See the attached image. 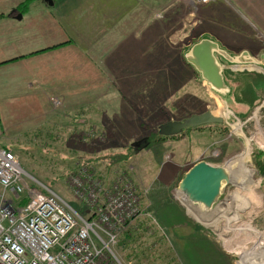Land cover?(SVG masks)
<instances>
[{
    "label": "rangeland",
    "instance_id": "1",
    "mask_svg": "<svg viewBox=\"0 0 264 264\" xmlns=\"http://www.w3.org/2000/svg\"><path fill=\"white\" fill-rule=\"evenodd\" d=\"M120 1L125 17L118 27L112 19L105 34L101 28L87 32V47L94 39L88 51L75 52L77 62H55V81L38 83L40 99L33 98L31 106L49 119L55 113L50 130L24 132L37 139L5 148L28 182L49 186L77 210L89 208L84 203H107L117 190L133 194L140 213L117 230L111 253L95 264H264V40L225 12L219 0ZM36 4L39 10L49 5L22 0L13 11L28 12ZM213 12L226 27L210 18ZM92 19L83 12L78 30L89 31ZM148 28L150 36L138 43ZM112 33L125 37L116 43ZM206 37L217 39L232 58L248 53L249 62H227L215 52L227 90L213 88L187 63L191 45ZM141 53L143 62L134 57ZM10 87V81L0 82V89ZM204 112L223 121L157 134L163 123ZM145 137L141 148L133 146ZM8 139L11 145L21 140L14 131ZM199 161L222 166L231 176L209 208L178 190ZM27 197L24 190L20 199Z\"/></svg>",
    "mask_w": 264,
    "mask_h": 264
},
{
    "label": "crops",
    "instance_id": "2",
    "mask_svg": "<svg viewBox=\"0 0 264 264\" xmlns=\"http://www.w3.org/2000/svg\"><path fill=\"white\" fill-rule=\"evenodd\" d=\"M20 1L22 0H0V4L2 3L0 5V82L6 79L10 81V84H13V88L10 87V90L0 89L1 147L27 146L29 145L27 143L34 141L37 137H31L24 132L42 133L50 130L48 126H53L56 121L53 118L55 113L50 115L49 119L47 113L31 106L33 98L34 100L40 99L38 83L42 82L45 85L49 81H55L56 74L54 72L57 68L55 62H77L79 55H75V52L80 54L88 51V47L94 39L87 42V47V32L88 35L96 34L101 28L102 34H105L112 27L111 23L106 25L107 21L117 20L115 27H118V19L125 17L124 14H121L123 8L120 0H61L54 6L48 5L46 10H39V6L36 4L35 9H30L28 12L21 11V17H18L19 12L13 10L16 9V5ZM219 2L221 7L226 9L225 12L231 13L241 21L245 28L264 40V0H219ZM3 8L5 9L3 10ZM83 12L86 17L89 15L94 19L86 23L89 31L80 32L78 29L82 26ZM215 12L210 14V18H219L222 20L220 24L223 25L224 19L219 16L220 14L217 17ZM40 21L45 24L44 28L38 26ZM125 30L129 31L130 29L126 28ZM150 31L149 28L145 31L143 29L137 38L138 43L142 41L144 44V35L150 36ZM209 31L212 34H217L213 30ZM245 34L250 36L249 32H245ZM238 35L244 36L243 33ZM112 36H117L116 43L125 37L124 33H112ZM204 39L216 44V47L212 48L215 62H220V58L216 57L215 52L226 56L224 59L227 62H249V59L245 57L248 55L246 51H243V57L232 58L220 50L217 39L206 37L199 41ZM225 47L231 49L230 46ZM224 48L222 49L224 50ZM114 53L117 54V51ZM134 57L140 62L145 59L143 53ZM148 58L149 55H147ZM260 58L264 61V53L260 55ZM39 76H46L47 79H39ZM16 84L24 87L16 89L14 86ZM41 99H44L47 105L48 98L45 93ZM45 109L46 106H43V110ZM211 114L214 116L213 113ZM11 131L16 132V136L21 139L15 140L12 145L8 142V135ZM49 137L50 135L46 138Z\"/></svg>",
    "mask_w": 264,
    "mask_h": 264
},
{
    "label": "built area",
    "instance_id": "3",
    "mask_svg": "<svg viewBox=\"0 0 264 264\" xmlns=\"http://www.w3.org/2000/svg\"><path fill=\"white\" fill-rule=\"evenodd\" d=\"M27 179L14 153L0 146V264H95L111 253L117 230L140 213L123 189L107 203L77 210L49 186Z\"/></svg>",
    "mask_w": 264,
    "mask_h": 264
},
{
    "label": "water",
    "instance_id": "4",
    "mask_svg": "<svg viewBox=\"0 0 264 264\" xmlns=\"http://www.w3.org/2000/svg\"><path fill=\"white\" fill-rule=\"evenodd\" d=\"M46 2L52 5V0H46ZM18 17H21V13L18 14ZM214 47H216L215 43L207 39L201 40L191 47L187 60L200 72L206 82L220 90L224 89V79L213 56L212 48ZM213 118L214 116L210 112H204L201 116L195 114L183 120L169 121L158 126V133L174 135L184 128H193L201 123L223 121L221 118ZM145 141L146 137L132 144L134 147H140ZM230 177V172L226 168L199 161L184 174L179 182L178 190L188 201L209 208L219 197L223 183H228Z\"/></svg>",
    "mask_w": 264,
    "mask_h": 264
},
{
    "label": "trees",
    "instance_id": "5",
    "mask_svg": "<svg viewBox=\"0 0 264 264\" xmlns=\"http://www.w3.org/2000/svg\"><path fill=\"white\" fill-rule=\"evenodd\" d=\"M187 63H189V61L187 60ZM190 64V63H189ZM220 71H221V68H220ZM221 74H222V72H221ZM223 76V75H222ZM224 79V78H223ZM224 90H227V86H226V83H225V81H224ZM189 128H192V127H189ZM157 134H159V133H157ZM160 135V134H159ZM146 138H148V137H146ZM263 164H264V162H263ZM26 199V198H25ZM22 200H24V198L22 199Z\"/></svg>",
    "mask_w": 264,
    "mask_h": 264
},
{
    "label": "bare ground",
    "instance_id": "6",
    "mask_svg": "<svg viewBox=\"0 0 264 264\" xmlns=\"http://www.w3.org/2000/svg\"><path fill=\"white\" fill-rule=\"evenodd\" d=\"M182 196H184V195H182ZM185 197V196H184ZM186 198V197H185ZM213 214V213H212ZM246 257V256H245ZM258 264V263H257Z\"/></svg>",
    "mask_w": 264,
    "mask_h": 264
}]
</instances>
